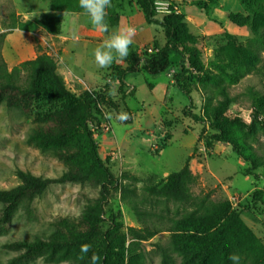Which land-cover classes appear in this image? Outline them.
Instances as JSON below:
<instances>
[{"label": "rangeland", "instance_id": "obj_1", "mask_svg": "<svg viewBox=\"0 0 264 264\" xmlns=\"http://www.w3.org/2000/svg\"><path fill=\"white\" fill-rule=\"evenodd\" d=\"M154 4L158 17L177 18L179 50L169 51L170 64L165 71L127 73L125 86H120L115 79L117 68L126 65L125 59L115 61L109 68H100L95 62L94 50L112 31L127 27L136 29L130 52L141 57L148 54L145 48L154 50V41L159 45L164 43L163 31L145 21L136 0H112L106 18L108 33L97 32L84 13H63L58 34L69 37L66 44L73 47V51L67 54L65 63L76 66L74 74L65 72V63H60L63 44L58 43L57 34L49 35L42 29L29 32L14 26L16 20L33 19L48 11L50 0H0V32L6 31L1 56L11 68L45 50L56 58L57 70L70 91L78 95L85 89H94L104 95L106 102H100L95 110L98 125L94 127V139L99 155L117 177L124 172L134 177L138 196L142 184L157 182L178 170L191 155L189 167L195 175L193 193L210 191L213 200H228L239 212L243 224L264 245V115L261 112L264 35L258 38L252 26L253 23L258 33L264 34V22L246 11L240 0H154ZM229 14H237L240 25L233 23ZM73 29L78 30V41L71 39ZM232 44L257 50L258 58L239 63L224 53ZM94 78L97 81H92ZM179 83L184 91L178 87ZM222 91L230 97L225 115L254 123L255 132L247 141L262 165L252 170L253 174H245L249 163L237 156L228 143L206 145L214 132L208 117L211 107L223 98ZM61 106L39 99L26 114L18 107L0 105L1 188L18 184L17 170L57 177L66 168L49 149L28 140L35 124L48 119ZM184 111L202 120H193L184 115ZM120 113H128L130 118L118 121L116 116ZM97 188L89 183H53L31 202L19 204L9 224L0 228V264H5L7 258L16 253L6 246L7 242L49 237L54 232L52 221L78 214L86 202L96 196ZM259 191L263 194L257 197ZM141 207L157 215V220H146L157 229L147 240L130 238L128 228L142 224L130 206L121 200L118 191H112L104 205L102 228H107L113 220L120 223L117 236L129 250L126 260L132 256L143 264H161V248L164 247L170 257L169 264H193L173 248L166 230L167 218L182 212L184 207L154 198ZM74 252L71 249L70 253ZM55 257L38 254L20 264H78L76 257Z\"/></svg>", "mask_w": 264, "mask_h": 264}, {"label": "trees", "instance_id": "obj_2", "mask_svg": "<svg viewBox=\"0 0 264 264\" xmlns=\"http://www.w3.org/2000/svg\"><path fill=\"white\" fill-rule=\"evenodd\" d=\"M240 1L246 11L264 22V0ZM136 2L144 13L145 21L163 31L165 41L162 45L154 41V51L144 57L136 52H129L124 60L125 67H116L118 73L115 79L120 86L126 85L124 77L127 73L145 71L155 74L165 71L170 64L169 51L179 50L181 43L180 25L176 17H158L154 0ZM74 11L84 13L79 8V0H50L48 11L33 19L16 20L14 26L29 32L42 29L49 34H58L63 13ZM229 19L240 25L237 14H229ZM218 23L222 25L221 22ZM252 26L255 35L261 38L264 34L258 33L253 23ZM5 35L6 31L0 32V105L6 108L18 107L27 114L39 99L52 106L62 104L48 119L35 124L28 140L40 148L49 149L64 162L66 168L57 177H44L17 170L18 184L8 188L0 187V228L9 224L11 214L19 204L31 202L53 183H89L98 187L96 196L88 200L78 214L58 217L52 221L54 232L49 237L7 242L6 246L16 253L7 258L5 264H20L38 254L45 258L76 257L78 264H91L93 254L100 257L98 264H143L132 256L126 260L125 254L129 250L117 236L120 223L113 220L107 228H102L104 205L112 191L119 192L121 200L130 206L142 224L140 227L128 228V234L133 240H147L155 234L156 227L147 224L146 220H157V215L141 205L151 198L162 199L184 207L182 212L166 220L171 244L184 259L193 264H232L228 257L236 253L241 256V264L264 263V245L243 224L239 212L228 200H213L210 191L193 193L191 187L195 175L189 167L191 155L186 157L178 170L169 172L157 182L142 184L141 194L138 196L135 193L134 177L126 172L117 177L99 155L94 139V127L98 125L95 110L100 102H106L104 95L94 89H85L78 95L70 91L57 70L56 58L45 50L8 68L1 56ZM231 47L224 53L239 63L258 58V51L251 47L235 44ZM178 87L184 91L181 83ZM222 96L211 107L208 122L214 132L206 145L211 147L216 142L228 143L237 156L249 163L245 174H253L252 170L262 165L253 146L247 141V137L255 132L254 123L248 124L239 117H227L225 110L230 97L226 91H222ZM261 112L264 115V105ZM183 113L193 120H202L194 113ZM261 194L263 193L259 191L256 196L260 197ZM82 245H90L88 253H81ZM71 249H74V254L70 253ZM161 254V264H169L170 257L164 247L161 248Z\"/></svg>", "mask_w": 264, "mask_h": 264}, {"label": "clouds", "instance_id": "obj_3", "mask_svg": "<svg viewBox=\"0 0 264 264\" xmlns=\"http://www.w3.org/2000/svg\"><path fill=\"white\" fill-rule=\"evenodd\" d=\"M112 7V0H79V8L89 18L90 24L100 33L109 32V24L107 22L108 9ZM136 29L127 27L122 30L112 31L109 38L103 41L95 50L94 58L96 64L100 68H109L117 60L125 59L130 52V46L133 45V37ZM73 41L79 40L78 30L73 29L71 32ZM111 118V117H109ZM130 118L128 113H120L116 116L118 121H127ZM90 245H82L81 253H88ZM228 259L232 264H241V256L233 253ZM100 257L93 254L91 264H98Z\"/></svg>", "mask_w": 264, "mask_h": 264}, {"label": "crops", "instance_id": "obj_4", "mask_svg": "<svg viewBox=\"0 0 264 264\" xmlns=\"http://www.w3.org/2000/svg\"><path fill=\"white\" fill-rule=\"evenodd\" d=\"M47 34H49V33H47ZM49 35H52L53 36V34H49ZM56 36L58 38V40H57L58 43L63 44V47L61 49V54H60V63H62L64 65L65 61L67 60L66 59L67 58V54L73 51V47H68V44H66L67 43L66 41H68V38L69 37H66V36H64L62 34L61 35L60 34H57ZM65 67H66L65 68V72H67V73L71 72L72 74H74V70L73 69L76 68L75 65L70 66L69 64L65 63ZM95 80H96L95 78L92 79V81H95Z\"/></svg>", "mask_w": 264, "mask_h": 264}, {"label": "built area", "instance_id": "obj_5", "mask_svg": "<svg viewBox=\"0 0 264 264\" xmlns=\"http://www.w3.org/2000/svg\"><path fill=\"white\" fill-rule=\"evenodd\" d=\"M155 9H156V6H155ZM146 52L148 53H152L154 50L152 49V47H148V48H145Z\"/></svg>", "mask_w": 264, "mask_h": 264}]
</instances>
